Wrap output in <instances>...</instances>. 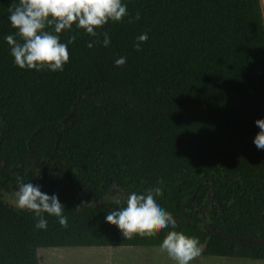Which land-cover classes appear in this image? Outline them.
Listing matches in <instances>:
<instances>
[{"label": "trees", "instance_id": "16d2710c", "mask_svg": "<svg viewBox=\"0 0 264 264\" xmlns=\"http://www.w3.org/2000/svg\"><path fill=\"white\" fill-rule=\"evenodd\" d=\"M122 2L128 15L95 37L75 26L58 34L75 40L52 72L13 63L4 37L16 32L8 16L18 0H0V264H40L39 248L159 247L173 229L127 239L104 220L157 184L199 256L264 261V244L207 228L264 239V150L252 142L264 117L260 0ZM18 179L57 194L67 226L44 213L37 229L32 211L7 204L2 192Z\"/></svg>", "mask_w": 264, "mask_h": 264}, {"label": "clouds", "instance_id": "9594fccd", "mask_svg": "<svg viewBox=\"0 0 264 264\" xmlns=\"http://www.w3.org/2000/svg\"><path fill=\"white\" fill-rule=\"evenodd\" d=\"M127 5L122 0H18L15 6L9 7L8 20L14 35L4 37L9 45L13 63L21 69L52 72L62 71L69 60L68 44L75 40L69 37L67 43L60 42L62 31H70L73 26L95 37L96 29L109 21L120 22L127 16ZM139 19V14L134 17ZM131 22V20L129 21ZM51 27V31L46 28ZM15 37H19L18 41ZM102 46L108 47L110 37L103 33ZM148 38L147 33L136 37L133 47L139 51L141 43ZM22 41V42H20ZM96 41H89L88 48H93ZM126 63V57L114 60V66ZM259 131L253 137V144L258 150H264V117L256 119ZM162 191V184L149 188L145 193L130 192L123 207L117 208L104 217L106 223L114 225L123 238L131 239L133 235L149 236L159 230L170 228L159 248L166 252L174 264H189L200 255L198 238L175 231L177 225L172 214L166 211L157 199ZM120 203L119 200L116 201ZM15 206L27 209L37 217L35 228L44 230L48 222L44 213L55 216L57 222L67 226V217L63 215L64 205L57 194L43 192L39 185L17 180Z\"/></svg>", "mask_w": 264, "mask_h": 264}, {"label": "rangeland", "instance_id": "374dc122", "mask_svg": "<svg viewBox=\"0 0 264 264\" xmlns=\"http://www.w3.org/2000/svg\"><path fill=\"white\" fill-rule=\"evenodd\" d=\"M261 2V1H260ZM264 5V0H262ZM16 187L2 192L4 201L15 206ZM159 247L39 248L40 264H174ZM264 264V261H257ZM253 260L197 256L189 264H252ZM256 264V263H255Z\"/></svg>", "mask_w": 264, "mask_h": 264}, {"label": "water", "instance_id": "95a60500", "mask_svg": "<svg viewBox=\"0 0 264 264\" xmlns=\"http://www.w3.org/2000/svg\"><path fill=\"white\" fill-rule=\"evenodd\" d=\"M70 117V116H69ZM69 118L64 120V123H66L68 121ZM49 128H52L50 126H47ZM43 127H40L38 130L42 129ZM36 133V132H35ZM54 133L56 135L57 138V131L54 130ZM57 142V141H56ZM207 228L210 230V232H212L214 235L216 236H220L223 238H227L230 240H238V241H243V242H250V243H262L264 244V239H252V238H246V237H241V236H234V235H229V234H224L221 232H218L216 230H214L212 227L207 226Z\"/></svg>", "mask_w": 264, "mask_h": 264}, {"label": "crops", "instance_id": "0c3cea01", "mask_svg": "<svg viewBox=\"0 0 264 264\" xmlns=\"http://www.w3.org/2000/svg\"><path fill=\"white\" fill-rule=\"evenodd\" d=\"M261 1V8H262V12H263V18H264V5L262 4V0H260ZM165 254H167V253H165ZM231 259V258H230ZM248 260V259H247ZM252 261V260H251ZM256 264H258L259 262H257V261H259V260H253ZM255 263H252V264H255Z\"/></svg>", "mask_w": 264, "mask_h": 264}]
</instances>
